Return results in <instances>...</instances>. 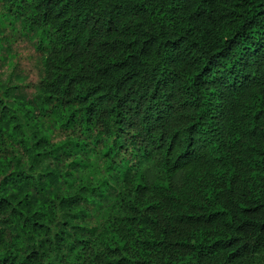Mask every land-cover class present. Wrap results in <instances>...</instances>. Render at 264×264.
Segmentation results:
<instances>
[{
  "label": "trees",
  "instance_id": "16d2710c",
  "mask_svg": "<svg viewBox=\"0 0 264 264\" xmlns=\"http://www.w3.org/2000/svg\"><path fill=\"white\" fill-rule=\"evenodd\" d=\"M0 264H264V0H0Z\"/></svg>",
  "mask_w": 264,
  "mask_h": 264
}]
</instances>
